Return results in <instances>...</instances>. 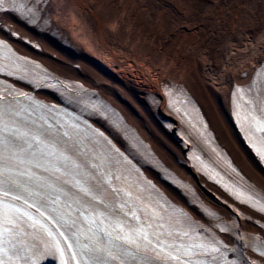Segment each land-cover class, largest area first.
<instances>
[{"label":"bare ground","instance_id":"1","mask_svg":"<svg viewBox=\"0 0 264 264\" xmlns=\"http://www.w3.org/2000/svg\"><path fill=\"white\" fill-rule=\"evenodd\" d=\"M209 1L217 11L211 31L199 20L189 25L193 9L178 0L162 4L156 0H4L0 38L14 47L20 57L17 62L42 66L95 93L110 121L96 124L117 145L114 149L107 141L112 157L120 159L125 152L144 181L173 203L176 212L168 213L170 222L183 223L189 214L208 225L206 215L214 221L240 212L246 216L243 232L264 241V211L259 210L264 201L219 178L215 169L217 163H234L243 185L264 198V166L257 159L263 161L264 138L250 128L244 108L245 99L250 105L264 104V89L248 87L257 70L264 76V0H240L229 18L223 0ZM8 8L13 12H4ZM241 24L236 37L234 30ZM217 32L218 37L208 42L210 34ZM0 54L6 55L2 47ZM168 85L173 87L170 91ZM39 92L53 102V93ZM178 92L200 106L224 152L212 144L214 154L203 151L198 163H190L175 141L186 137L185 129H176L179 135L174 130L168 133L166 126L171 124L165 125L162 118L172 115L177 127L185 128L184 110L174 113V106L166 102ZM131 130L142 136L147 151L139 142L136 150L125 140L130 135L123 131ZM79 155L91 160L94 152L85 149ZM163 173L173 184L161 178ZM213 181H219L224 190ZM107 195L103 200L109 203L119 199L116 193ZM187 223L178 225L196 224ZM246 245V262L264 264V256L251 249L254 241ZM229 247L240 248L234 241Z\"/></svg>","mask_w":264,"mask_h":264},{"label":"snow or ice","instance_id":"2","mask_svg":"<svg viewBox=\"0 0 264 264\" xmlns=\"http://www.w3.org/2000/svg\"><path fill=\"white\" fill-rule=\"evenodd\" d=\"M4 3V0H0V5H2ZM239 91V90H238ZM5 98L3 96H0V102H2ZM261 113L262 115L260 116H256V115H252L251 116V121H252V125L255 127L256 131L258 132H264V108L261 109ZM5 143V138L3 136H0V146H3ZM8 144L10 146H13L15 147V145H13V142L11 140L8 141ZM5 175V170L0 168V177L4 176ZM248 200H251V197H248ZM260 211H264V205H261L260 206ZM17 212L19 211L18 209L16 210ZM43 215V213H41ZM26 215V214H25ZM30 220H32V225L33 226H39L40 228H43V225H40L39 222L31 217H29ZM17 225L16 224H13L12 227L15 228ZM10 231L9 228L5 227L3 228V230H0V241H3L7 235V233ZM120 231H123V228L121 227L120 228ZM46 235L48 236L49 240L52 241V243H46L45 244V249H44V253L45 255H53L55 256L56 254L59 255V258L61 260V264H68L67 261H65L63 259L64 257V249L60 247V244H59V241L55 240V238L52 236V233L51 232H46ZM61 236H64L65 234L63 232L60 233ZM136 236L138 239H142L144 242H145V247L146 246H153V242L151 239H149V236L146 232L142 231V230H137L136 232ZM117 239H120V237H116ZM125 243H129V244H135L136 246V249H137V252H139L142 248V245L137 243L136 240H133V239H128V238H125L124 240ZM69 248L72 247L71 244L68 245ZM94 251V249H90L88 248L87 245L84 246V249L81 253V255H84L85 253H90ZM161 252L164 251L163 248L160 249ZM211 251H219L218 248H215L213 247L211 249ZM264 254V253H262ZM113 259H115V257L113 256L112 257ZM168 259L170 260H178L179 257L178 256H174V255H171L169 254ZM71 259H76V255L73 254V256L71 257ZM0 264H4V261L0 260ZM145 264H147V261H145Z\"/></svg>","mask_w":264,"mask_h":264},{"label":"rangeland","instance_id":"3","mask_svg":"<svg viewBox=\"0 0 264 264\" xmlns=\"http://www.w3.org/2000/svg\"><path fill=\"white\" fill-rule=\"evenodd\" d=\"M180 3L184 4L186 7L190 6V8L193 9V13L190 15L191 20L189 21V25L198 21L199 23H202V27H210L211 31V26H214L217 22V11L213 7V3L209 0H178ZM156 2L162 4L164 3V0H156ZM240 0H223V8L226 17H230L232 14V9L238 5ZM195 26V25H194ZM192 26V27H194ZM242 26V27H241ZM240 27H236L234 32L237 33L235 36L238 37L240 34H238V30L243 28V25L241 24ZM209 31V32H210ZM211 39H209L208 42H210L212 39H216L219 35V32L215 34H210ZM213 37V38H212ZM208 45L211 47L212 44L208 43ZM142 96V95H141Z\"/></svg>","mask_w":264,"mask_h":264}]
</instances>
